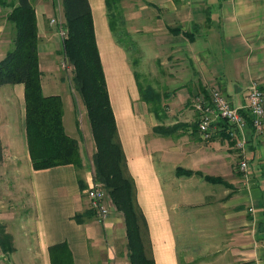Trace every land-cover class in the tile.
Here are the masks:
<instances>
[{"label":"crops","instance_id":"obj_1","mask_svg":"<svg viewBox=\"0 0 264 264\" xmlns=\"http://www.w3.org/2000/svg\"><path fill=\"white\" fill-rule=\"evenodd\" d=\"M158 1L146 3L158 11L163 5L162 18L172 24L167 20L164 29L154 34L157 57L166 54L160 63L169 69L162 88L147 84L155 92L153 107L142 97L136 69L111 27L105 0H88L118 136L147 221L155 264H182L179 249L193 238L197 225L188 237L183 227H174L183 226L187 215L192 222L191 213L214 209L215 204L218 209L223 205L246 211L240 223L250 231L242 238L245 261L235 264H264V129L257 132L248 125L243 131L245 173L236 169L240 151L228 134L231 125L223 123L224 128L219 126L210 139L193 130L198 121L193 101L209 87L219 89L237 107L244 105L252 81L264 88V0H161L160 5ZM32 3L43 93L60 95L64 129L80 145L76 96L56 71L66 28L62 0ZM8 11L0 10V18L4 16L0 59L13 41ZM66 102L76 115L72 132L66 128ZM13 105H17L16 116ZM67 122L70 126L69 118ZM174 124L178 126L171 134L153 130L156 125ZM0 143V225L11 235L13 245L11 251L0 246V264H51L49 246L60 242L69 247L74 264L123 263L116 249L126 239L123 218L113 213L100 221L85 194L94 179L93 165L86 164L81 154L79 168L72 163L32 166L23 82L0 84ZM175 191L181 194L178 202H174ZM76 213L82 215L81 221L74 218ZM237 225L230 215L228 230Z\"/></svg>","mask_w":264,"mask_h":264},{"label":"trees","instance_id":"obj_2","mask_svg":"<svg viewBox=\"0 0 264 264\" xmlns=\"http://www.w3.org/2000/svg\"><path fill=\"white\" fill-rule=\"evenodd\" d=\"M118 2L105 0L112 28ZM0 5L10 7L6 19L15 27L13 47L0 59V84H24L25 132L32 166L39 169L72 163L79 168L82 165L80 145L64 129L62 99L59 94H44L42 90L36 13L32 0H0ZM62 6L66 27L62 48L73 65V81L86 108L95 143L94 178L103 183L117 210L122 212L130 264H155L147 221L137 202L134 178L129 172L118 136L90 5L88 0H62ZM134 73L137 78L138 72ZM138 85L142 97L153 102V107L156 106V99L151 98L155 96L153 89L149 85L142 86L139 80ZM220 122L225 124L224 120ZM197 125L198 121L194 124V132ZM177 126L156 125L153 130L160 134H171ZM74 218L77 221L83 219L80 213H76ZM0 246L4 251L13 249L12 237L2 225ZM49 255L51 264H74L65 242L49 246Z\"/></svg>","mask_w":264,"mask_h":264},{"label":"rangeland","instance_id":"obj_3","mask_svg":"<svg viewBox=\"0 0 264 264\" xmlns=\"http://www.w3.org/2000/svg\"><path fill=\"white\" fill-rule=\"evenodd\" d=\"M160 2L161 0L157 3L160 5ZM160 6L161 9L158 11L153 8V6L147 4L146 0H119L117 9H115V13L112 18V24L115 28L116 36L123 40L124 45L128 49L127 52L132 60L134 68L139 73L138 80L142 86H146L147 84L155 86L158 84L160 88H162L163 86L161 80L165 79L169 68L160 63L165 58L164 56L166 54H163L161 57H157L158 51L157 48L154 47V34L156 31L164 29V24L167 20L169 24H172V22L170 19L162 18V16L166 14V10L163 5ZM61 7L63 13L62 3ZM8 9V7H0L3 14L8 11ZM2 17L3 18H0V21L2 19V21H4V16ZM14 35L15 27L11 26V40H13ZM151 41H153V43ZM9 46L10 48L13 47V41ZM60 54L56 70L58 72L57 75L59 77L61 76L60 78L64 81L63 84L66 86V89L72 90L74 96H76L78 125H80L81 128V131L78 129L76 130L79 133L80 152L83 156L84 162L88 165H93L95 143L87 114L85 112L86 108L73 81V65L68 61L63 53V50L62 53L60 51ZM44 76L45 74H43V78ZM54 81L55 79L53 78V82ZM56 90L60 91V87H57ZM12 113L14 116L17 115V105L14 110H12ZM70 113H72V115H70ZM65 118L66 128L69 132H72V129L77 125L76 115L68 109L67 102L65 104ZM68 118L70 120V126L67 122ZM237 165L238 163L236 166ZM236 169L238 170V167ZM99 183L104 189L107 203L110 208V215L116 213L123 218L122 212L117 210L112 197L104 187L103 183ZM173 198L174 202L175 200L178 202L179 198H181V194H178V192L175 191ZM177 204L178 203H175V205ZM216 206L218 205L215 204L214 209L210 208L205 211L197 209L195 216L192 213L190 216V219L193 218V224H191L192 222L188 220L189 215H187L183 226L176 225L174 227L176 230L183 227L181 229H183L184 235L188 237L190 230L193 226L197 225V227H194L192 230L193 238H187L185 242H182V250L179 249V260L182 264H235L245 261L246 247L242 238L245 235L247 236L250 231L245 224L240 223L246 218V211H242L241 209H225L223 205L218 209ZM197 207L200 208V202H198ZM249 209L252 210V207H249ZM230 215L232 220H236L239 224L234 227L235 230H232V232H230L231 230H228L227 228ZM199 222L200 226L198 225ZM197 232H199V234H197ZM233 234L234 236L230 238ZM230 239L232 240L231 243ZM116 249L117 253L122 256V264H129V262H127L126 239L123 240V243H120ZM248 249L249 247L247 250Z\"/></svg>","mask_w":264,"mask_h":264},{"label":"built area","instance_id":"obj_4","mask_svg":"<svg viewBox=\"0 0 264 264\" xmlns=\"http://www.w3.org/2000/svg\"><path fill=\"white\" fill-rule=\"evenodd\" d=\"M66 34V28L64 36ZM245 103L241 107L230 103L223 92L214 86L209 87L205 93L197 96L193 105L198 114L197 130L203 139H210L219 129L220 120L232 127L227 129L235 148L240 151L238 169L241 173L247 170V161L242 153L244 148V129L251 125L257 132L264 129V88L258 81H252L245 96ZM89 206L96 211L98 219L105 221L110 214L104 189L94 178L85 190Z\"/></svg>","mask_w":264,"mask_h":264}]
</instances>
